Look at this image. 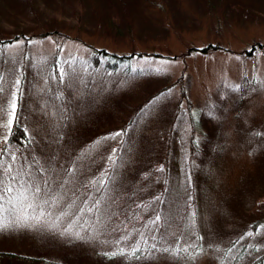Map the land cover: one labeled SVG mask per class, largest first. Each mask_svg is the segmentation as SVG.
<instances>
[{
  "label": "rangeland",
  "instance_id": "obj_1",
  "mask_svg": "<svg viewBox=\"0 0 264 264\" xmlns=\"http://www.w3.org/2000/svg\"><path fill=\"white\" fill-rule=\"evenodd\" d=\"M0 41V148L15 95L32 150L4 158L35 157L38 174L17 166L56 198L40 222L4 211L0 250L109 264L101 252L123 248L111 264H181L171 250L199 246L193 264H239L238 239L241 262L264 253V0H0ZM102 50L132 60L111 71Z\"/></svg>",
  "mask_w": 264,
  "mask_h": 264
},
{
  "label": "trees",
  "instance_id": "obj_2",
  "mask_svg": "<svg viewBox=\"0 0 264 264\" xmlns=\"http://www.w3.org/2000/svg\"><path fill=\"white\" fill-rule=\"evenodd\" d=\"M5 43H6L5 41H0V46L5 44ZM103 51L104 50L100 51L99 54L101 57H103L107 61L105 64V69H109L111 71L117 70V67L121 64H126L128 66V64L132 60V56H117L115 54H109V53H106ZM99 54L94 53L92 55V57L95 56L94 59H91V62L93 64L94 63L97 64L98 59H97L96 55H99ZM159 97H161V91L156 90L154 93L151 94L150 99L156 100ZM182 98H184V97H182ZM102 118H104V116H102ZM195 127L198 130L200 129V127L197 124ZM202 134L203 135L201 137H204L205 134L207 135V137L203 138L204 141L206 140L209 143H211V141L213 142L212 137L209 135V133L207 131L203 132ZM196 144L199 145V147H197ZM211 144L208 147L204 148V152L206 151V149H208L211 146ZM191 145H192V142H191ZM193 145H194L195 149L197 150V152H196L197 157L201 158L203 156V154L200 152L201 148L203 147L202 139L200 141H196L195 144H193ZM4 147H5V144L3 142L0 150H3ZM26 147H29V149L32 150L31 140H30L28 134L25 132V128L23 127L21 117L19 115H17L16 120L12 124L11 132L9 133V135L7 137V148H8L7 154L10 153L13 149L18 151L19 149H24ZM169 147H170V145H169ZM163 155L164 156L162 158V163H163L162 168L164 169L165 172H168L170 174V168L177 169L178 166L174 163V161H171L172 164H170L169 157H168L169 150L165 151ZM21 159L24 162L31 164L30 166H33L36 170L35 173L38 174L39 168L36 165L35 166L32 165V163H35V157H28L26 159L20 158L19 160H21ZM197 161H198V158H197ZM205 161H206V158H205ZM205 161H204V163H205ZM166 164H167V167H165ZM163 192H159V194L158 193H156V194L159 198L164 197L166 194H170V192L167 191L166 188H163ZM192 194H193V198H194L195 194L194 193H192ZM134 211H136V210H134ZM191 241L193 243H197V241L193 238L191 239ZM192 242H189L186 245L192 246ZM146 243L148 246L151 245L152 248L151 247H148V248L149 249L151 248V251L152 250L154 251L153 245H155V244L160 245L161 244V236H159L157 240L155 239L153 244H151L149 242H146ZM235 244H236V247H234ZM247 246L248 245H246L245 243L239 244L238 239L232 241L229 244L230 248H234L232 251H235L238 248V251L236 252L237 256L232 259V260H234L233 262L239 263V264H264V253L260 254L258 257L253 259L252 262H248V263L241 262L243 260L244 256H246L248 259L249 249L247 248ZM180 249H181V251H179L177 253L180 256H183V259H184V261L181 262V264H193V262H194L193 258L195 255H197L199 253L200 247L195 246L193 248H189V249H187L186 252L183 251V249H184L183 247H181ZM228 249L229 248H227L226 251H228ZM145 251L146 250L139 249V251L135 252V254H133L132 251H130L128 254L129 255L128 257L136 260L137 256L141 255ZM111 253H112V251H105L104 250L103 252H101L100 256L103 260L107 261V263L111 264L113 262H116L115 257H113L111 255ZM227 253L226 252L221 253L223 255H219L218 262L224 263L225 262L224 257L227 258ZM143 256L145 257L146 254H144ZM180 256H178V259H180ZM97 257L99 258V256H97ZM237 257H239V259H237ZM0 264H56V263H55V261L44 259L42 256L32 257V256L26 255L24 253H20V252L15 253L11 250H0ZM71 264H83V263L80 261L79 258H75V262L71 263Z\"/></svg>",
  "mask_w": 264,
  "mask_h": 264
},
{
  "label": "snow or ice",
  "instance_id": "obj_3",
  "mask_svg": "<svg viewBox=\"0 0 264 264\" xmlns=\"http://www.w3.org/2000/svg\"><path fill=\"white\" fill-rule=\"evenodd\" d=\"M130 67V66H129ZM151 69L140 68L139 71L141 73L145 71H150ZM133 72H136V68H132ZM159 71V69H157ZM19 83V82H17ZM16 98L15 95L10 102V107L8 111V119H7V127L11 128L13 122L16 120ZM3 123H0V127H4ZM117 133L116 135H119ZM5 147L3 150H0V230L5 229L9 226L10 223L14 222L16 224H26L30 220L40 222L43 217L46 215L45 205L54 204L56 202V198L54 197L52 200L47 198V193L44 192L39 183H37L32 177L31 173L25 171L23 168L18 167L19 157L12 153L9 156V160H5L4 156L8 152L7 148V137H4ZM47 183V182H45ZM98 203V202H97ZM6 206H10L7 207ZM27 210L31 209V214H25L22 216H17L16 219L12 222H9L7 218L3 215L4 211H9L11 213H15L17 208ZM39 210V211H38ZM81 212L84 209H80ZM91 211V209H88ZM159 220V216L156 218ZM55 226V225H53ZM72 227L70 226L66 231L71 232ZM79 235V232L75 233ZM249 235H251L249 233ZM123 239V238H122ZM155 248V245H153ZM165 251H169V249H164ZM139 251V245H134L132 248V253ZM171 251L179 252L181 249H173ZM183 251H187V249H183ZM123 248H117L116 251L112 252L111 255H125ZM239 259V257H237Z\"/></svg>",
  "mask_w": 264,
  "mask_h": 264
}]
</instances>
